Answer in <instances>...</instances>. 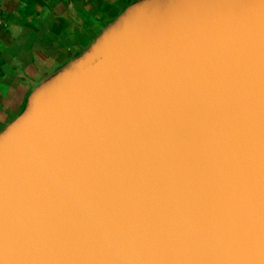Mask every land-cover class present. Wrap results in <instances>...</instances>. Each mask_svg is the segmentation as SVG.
<instances>
[{"label": "water", "instance_id": "1", "mask_svg": "<svg viewBox=\"0 0 264 264\" xmlns=\"http://www.w3.org/2000/svg\"><path fill=\"white\" fill-rule=\"evenodd\" d=\"M0 264H264V0H137L42 81Z\"/></svg>", "mask_w": 264, "mask_h": 264}, {"label": "crops", "instance_id": "2", "mask_svg": "<svg viewBox=\"0 0 264 264\" xmlns=\"http://www.w3.org/2000/svg\"><path fill=\"white\" fill-rule=\"evenodd\" d=\"M137 0H0V133L48 76Z\"/></svg>", "mask_w": 264, "mask_h": 264}, {"label": "built area", "instance_id": "3", "mask_svg": "<svg viewBox=\"0 0 264 264\" xmlns=\"http://www.w3.org/2000/svg\"><path fill=\"white\" fill-rule=\"evenodd\" d=\"M5 24V21L4 19L2 18V16L0 15V26L4 25Z\"/></svg>", "mask_w": 264, "mask_h": 264}]
</instances>
